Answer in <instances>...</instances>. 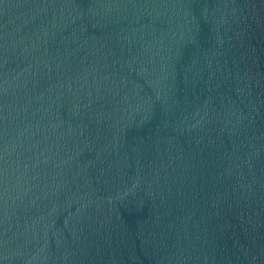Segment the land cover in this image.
Instances as JSON below:
<instances>
[{"label":"water","instance_id":"95a60500","mask_svg":"<svg viewBox=\"0 0 264 264\" xmlns=\"http://www.w3.org/2000/svg\"><path fill=\"white\" fill-rule=\"evenodd\" d=\"M0 264H264V0H0Z\"/></svg>","mask_w":264,"mask_h":264}]
</instances>
